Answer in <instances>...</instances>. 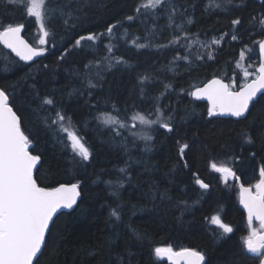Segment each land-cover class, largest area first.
Here are the masks:
<instances>
[{
    "label": "trees",
    "instance_id": "16d2710c",
    "mask_svg": "<svg viewBox=\"0 0 264 264\" xmlns=\"http://www.w3.org/2000/svg\"><path fill=\"white\" fill-rule=\"evenodd\" d=\"M142 2L50 0L53 7L67 5L65 11L79 19L72 28H66L59 13L47 22L53 35L43 46L45 55L38 62L23 64L0 45V87L8 92L11 105L22 118V129L34 144L33 154L43 158L44 166L36 172L38 184L82 183L77 208L55 219L40 264H116V253L123 264H167L154 255V249L168 246L174 251H200L205 264H258L243 247L248 228L239 206L238 183H225L210 165L227 162L243 185L258 181L259 169L264 167V109L257 103L248 119L209 117L208 103L188 93L213 78L235 81L236 89L245 83L236 61L244 45L255 47L252 40L261 38V28L252 17H259L264 7L253 0H233L232 4L215 0L218 8H209L210 0H165L164 7L141 9L137 14L135 8ZM171 6L177 12L170 21ZM128 15L134 19L127 20ZM234 18L242 21L237 26L238 41L231 40L237 31L230 23ZM0 23H23L25 38L41 47L39 26L23 9L6 6L0 0ZM110 24H117L111 37L106 33ZM90 32L98 35L95 42L82 41L83 47L73 48L76 38ZM224 33L228 35L220 45L201 46ZM174 36L180 38L179 43H170ZM133 40L146 47L137 48ZM65 50L70 51L61 61L59 56ZM208 52L214 59H207ZM177 55L188 60L174 59ZM117 59L126 63L117 64ZM249 62L252 67L248 70L254 72L258 48L246 52L244 67ZM26 74L31 78L14 90L13 85ZM145 76L149 79L144 80ZM89 79L97 87L89 88ZM165 85L170 87L166 90ZM35 92L54 98L72 118L91 151L89 161L74 158L71 150L58 142L59 134L44 127L47 113L34 111L40 104ZM156 97H161L158 103L165 117H173L172 133L158 125L148 129L137 122V128L120 129L121 135L116 136L95 119L107 112L129 127L134 112L152 113L148 118L155 119ZM132 130L140 137H130L128 131ZM244 132L251 134L254 144L245 142ZM145 134L151 135L152 141L142 139ZM183 143L190 145L185 150L188 167L178 154ZM196 178L209 188L201 189ZM117 205L120 221L110 217V208ZM213 215H219L233 232L224 234L211 224ZM106 240L111 242V252ZM56 245L58 250H54Z\"/></svg>",
    "mask_w": 264,
    "mask_h": 264
},
{
    "label": "snow or ice",
    "instance_id": "6c2138e0",
    "mask_svg": "<svg viewBox=\"0 0 264 264\" xmlns=\"http://www.w3.org/2000/svg\"><path fill=\"white\" fill-rule=\"evenodd\" d=\"M2 2L6 6L23 9L26 16L34 17L35 23L39 26L38 43L41 47H35L21 36L24 29L23 23H16L15 26L0 23V44L11 49L21 61L26 63L33 61L36 57L45 55L46 49L43 46L49 43V37L53 35L47 27V22L56 13H59L60 17L63 18V24L66 28L75 27L76 21L79 19L78 16L74 17L71 11H65L67 5L53 7L50 0H2ZM227 3L232 4L233 0H227ZM261 5L264 7V0H261ZM164 6L165 0H144L135 8V12L140 14L141 9L155 10ZM208 7L218 8L220 5L216 4L215 0H210ZM176 12V7L171 6L170 21L176 15ZM125 18L129 21L134 19L132 15ZM187 22L192 23L191 19H188ZM252 22L259 24L261 38L252 40L255 47L244 45L239 53L236 66L242 69L245 81L239 90H236L235 81L226 83L223 79L213 78L204 86L195 87L194 91L188 93L196 100H207V115L209 117L230 116L237 118V120L241 118L248 119L251 114L250 106L255 107L259 103L261 108L264 109V103H262L264 101V12L259 17H252ZM230 23L233 28L237 29L236 32L231 34V40L238 41L240 37L237 34L239 31L237 26L241 25L242 21L239 18H234ZM177 27L181 28L182 26L177 25ZM115 28H117V24H110L106 28L109 37L114 34ZM226 35L228 33H224L219 38L214 37L210 41L202 42L201 46L209 48L213 45H220ZM99 36L103 37L104 33H100ZM97 39L98 35L93 32L88 35H80L75 39L73 48L83 47L82 41L95 42ZM179 39V37L174 36L170 43H179ZM184 39H187V36ZM132 43L137 48L146 47L145 44H138L136 40H133ZM256 48H258L259 62L253 72L248 70L252 67V63L249 62L248 66L244 67L243 62L246 60V52L252 53ZM69 51L65 50L64 54L59 56V60L63 61ZM108 51L111 53L112 49L109 48ZM202 58L197 57V59ZM105 59H108V57H105ZM174 59L188 60V57L177 55ZM207 59H214L212 52L207 53ZM116 63H126V61L117 59ZM189 63L191 62L189 61ZM111 66L110 64L109 68ZM44 67L47 68L48 65H44ZM87 67L88 65H85V68ZM250 77L253 78L249 80ZM30 78L28 74L21 77L16 85H13V89L15 90L17 86H23L21 82L26 83L27 79ZM148 79L147 76L144 77V80ZM31 87L34 89L35 85H31ZM88 87L95 88L97 85L89 79ZM169 87L170 85H165L166 90ZM258 93L262 94L259 99ZM141 94H143V89H141ZM34 95L40 101L37 110L34 111L47 113L43 117L44 127L59 134L57 136L58 142L65 149H70L74 158L78 156L81 162L89 161L91 151L86 146V141L72 118L57 106L54 98L42 97L38 92H35ZM163 95L164 93L161 94V97ZM161 97L155 98L157 100V104L154 106L155 119L148 118L152 113L145 115L134 112L130 117V127L126 121L107 112L101 113L95 119L107 126L116 136L121 135L120 129L137 128V122L139 125L149 128L158 125L167 133H172L175 130L172 123L173 117L171 115L165 117L164 111L158 103ZM9 99L8 92L4 88H0V264H40L39 258L44 254V249L48 245L46 236L52 235V228L55 226L54 217L62 209H74L81 195V185L79 181L75 183L57 181V186H41L38 184L34 172L38 171V166H44L42 155L39 153L33 154L35 149L30 151L32 140L29 134H26L22 129V118L13 110ZM113 110L118 111L115 107ZM261 123H264V121ZM130 134L133 136L139 135L138 132H130ZM141 138L145 141H152L153 139L148 134L143 135ZM242 138L247 144H254L255 142L248 132H244ZM147 147L148 144H146ZM189 147L188 143H183L178 150L180 159L184 161V167H188L185 160V150ZM252 155L255 156V153L253 152ZM210 167L214 172L221 174V179L225 183L229 178L239 179L227 162L220 164L213 162ZM120 171L126 173L125 169H120ZM195 183L201 189L206 190L209 188V185L199 178H196ZM253 188L255 191H253ZM112 194L117 195L116 192ZM240 203L247 213L248 235L243 238V247L258 259V264H264V167L259 169V180L254 185L249 187H245L243 184L240 185ZM110 217L115 218L116 221L121 220L119 205L110 208ZM210 222L221 229L224 234L233 232V228L224 223L219 215H213ZM55 240L56 238L53 237L54 244ZM105 246L111 252V242L106 240ZM58 249L59 245H56L54 250ZM154 255L157 258L166 256L173 264H176L175 258L178 257L183 258L184 264H205V255L193 249H183L180 252H175L170 246L156 247ZM116 264H123L119 253H116Z\"/></svg>",
    "mask_w": 264,
    "mask_h": 264
},
{
    "label": "water",
    "instance_id": "95a60500",
    "mask_svg": "<svg viewBox=\"0 0 264 264\" xmlns=\"http://www.w3.org/2000/svg\"><path fill=\"white\" fill-rule=\"evenodd\" d=\"M256 2H258V3H260L261 4V0H255ZM21 36L29 43V44H31L26 38H25V36H24V29L22 30V32H21ZM32 45V44H31ZM1 46L6 50V51H8L9 53H11L18 61H20L21 63H24V64H32V63H36V62H38L39 60H40V58L41 57H36V58H34V60L33 61H30V62H24V61H21L20 59H19V57H17L16 55H15V53H13L12 51H11V49H8V48H6L3 44H1ZM219 79H221V78H219ZM226 82V81H225ZM226 83H228V82H226ZM204 86V85H203ZM202 87V86H201ZM1 88V87H0ZM258 95V98L262 95L261 93H258L257 94ZM199 101H202V102H206V103H208L207 102V100H199ZM9 103H10V99H9ZM255 103V102H254ZM10 105H11V103H10ZM12 106V105H11ZM252 106H250V108H251ZM13 110H14V108H13ZM15 111V110H14ZM216 117H218V118H223V119H229V118H232V119H236L237 120V118H235V117H230V116H216ZM241 119H243V118H241ZM240 119V120H241ZM33 143H32V148H33ZM32 148H30V151H32ZM38 168H39V166H38ZM36 172L37 171H35L34 172V177L36 178ZM82 183L80 182V185H81ZM241 185V184H240ZM245 187H247V186H245ZM80 191H81V189H80ZM81 198H82V193H81V195H80V197L78 198V201H77V205L76 206H74V209H72V210H68V209H62L58 214H57V216L56 217H54V221H55V219L61 214V213H71V212H73L76 208H77V206H78V204H79V202H80V200H81ZM240 207H241V209L245 212V214H246V218H247V213H246V210L243 208V206L241 205V203H240ZM47 237L48 236H46V239H47ZM175 252H180V251H175ZM252 255V254H251ZM164 262H166L167 264H173V262L172 261H169L168 259H167V257L165 256V257H163V258H161ZM176 259V264H184V260H183V258H175Z\"/></svg>",
    "mask_w": 264,
    "mask_h": 264
},
{
    "label": "flooded vegetation",
    "instance_id": "af4514ba",
    "mask_svg": "<svg viewBox=\"0 0 264 264\" xmlns=\"http://www.w3.org/2000/svg\"><path fill=\"white\" fill-rule=\"evenodd\" d=\"M253 1H255V0H253ZM258 3V2H257ZM260 4V3H259ZM217 173V172H216ZM219 176H220V179H221V174L220 173H217ZM259 180V179H258ZM228 181H231V182H237L238 183V188H239V203H240V184H239V181L238 180H236V179H234V178H229V180ZM227 181V182H228ZM256 183V182H255ZM255 183H253L252 185H254ZM247 187H249V186H251V185H246ZM253 191H255V189L253 188ZM244 214H245V212H244ZM245 217H246V214H245ZM247 221V220H246ZM255 226H258V225H255Z\"/></svg>",
    "mask_w": 264,
    "mask_h": 264
},
{
    "label": "rangeland",
    "instance_id": "374dc122",
    "mask_svg": "<svg viewBox=\"0 0 264 264\" xmlns=\"http://www.w3.org/2000/svg\"><path fill=\"white\" fill-rule=\"evenodd\" d=\"M146 128L149 129V127H146ZM121 130L125 131V129H121ZM141 131H142V130H141ZM130 132H137V131H134V130H132V131H128V134H129L130 137H134V138H139V137H140L139 135H137V136H133V135L130 134ZM228 182H229V181H228Z\"/></svg>",
    "mask_w": 264,
    "mask_h": 264
}]
</instances>
